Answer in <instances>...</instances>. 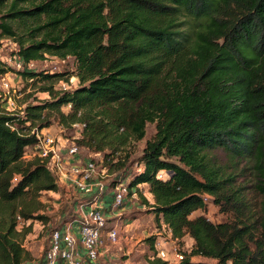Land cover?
I'll return each instance as SVG.
<instances>
[{"label":"trees","instance_id":"obj_1","mask_svg":"<svg viewBox=\"0 0 264 264\" xmlns=\"http://www.w3.org/2000/svg\"><path fill=\"white\" fill-rule=\"evenodd\" d=\"M5 1L0 37L16 42L24 66L48 55L75 66L16 71L49 98L19 112L0 107V215L29 219L28 201L59 191L46 160L24 159L37 140L31 129L77 124L73 142L109 157L155 123L125 186L131 195L146 185L157 226L179 247L191 240L179 264H264V201L253 209L244 186L207 156L221 148L244 160L264 195V0ZM7 71L0 61V76ZM71 76L73 88L55 89ZM209 204L224 219L211 221ZM15 228L0 221V264L24 261ZM147 264L167 263L154 251Z\"/></svg>","mask_w":264,"mask_h":264},{"label":"rangeland","instance_id":"obj_2","mask_svg":"<svg viewBox=\"0 0 264 264\" xmlns=\"http://www.w3.org/2000/svg\"><path fill=\"white\" fill-rule=\"evenodd\" d=\"M11 0H6L4 5H9ZM4 8V7H3ZM1 8L2 12L4 9ZM17 44L13 39L0 37V61L8 71L0 76V107L10 112H19L26 104H34L44 99H48L47 92L40 91V85H32L25 80L17 70H45L49 73L61 71H73L74 58L68 56L60 59L56 56H46L44 60L33 61L27 65L15 55ZM20 64V68L18 67ZM4 78V79H2ZM7 83L5 86L3 83ZM77 84V79L71 76L68 81L60 80L55 84L56 90L71 89ZM65 111L69 106L63 108ZM47 133L54 137L55 143L62 146L61 155L66 157L64 145L73 143V139L79 137L81 127L71 125L63 127L57 121L46 128ZM155 133V123H147L145 126V136L139 141L131 140L119 151L105 156L108 151L94 152L80 147L78 157L71 160V163L81 166L92 161L94 171L91 173L89 183L93 184V192L80 190L72 180V174L68 173L69 179H57L59 185L58 192H42L33 201H28V210H31L29 219H23L20 213L16 212L12 218V211L6 210L0 215V221L5 224L16 222V238L20 241L25 252L22 264H43V256L48 245L51 231L61 227L65 223L73 222L77 224L82 221V210L90 207L92 201L97 200V205L102 207V212L106 219L103 228L104 254L99 258L98 264H147L156 248L154 242L163 240V245L172 244L170 235L163 225H158L155 221L151 203L152 195L146 185H139L138 191L128 195L121 205L113 207L111 205V182L118 181L126 184L139 171L136 163L141 156L145 143ZM35 149L30 146L26 149L24 159H30ZM210 163L222 170L226 175H230L238 185H243L242 191L248 198L249 205L258 211L264 201V195L257 192L252 187V175L248 164L234 157L227 151L216 148L207 152ZM120 165L117 167L115 164ZM70 164L67 166L70 169ZM21 208V203H18ZM27 210V209H26ZM197 210L196 213H200ZM206 215L211 221L218 222L224 219L225 215L219 211L214 204L207 206ZM114 230L117 235L115 242L107 238V232ZM151 240H148L149 238ZM191 240L186 237L180 248L188 252ZM192 260L203 261L205 264H217L214 260L201 257H193ZM230 264V263H227Z\"/></svg>","mask_w":264,"mask_h":264},{"label":"built area","instance_id":"obj_3","mask_svg":"<svg viewBox=\"0 0 264 264\" xmlns=\"http://www.w3.org/2000/svg\"><path fill=\"white\" fill-rule=\"evenodd\" d=\"M18 67L20 68V64ZM3 84L7 86V83ZM30 133L37 139L32 146L35 149L33 156L46 160L47 168L56 178L66 180L69 179L68 173H71L72 180L80 190L93 192V184L89 183V178L94 171V163L90 161L84 166L71 163V160L78 157L80 152V147L77 144L73 142L70 145H64L66 157H62V146L55 143L54 137L47 133L46 128L40 130L33 128ZM29 156V158L33 157ZM69 164L71 165L70 169L67 168ZM136 166L140 170L141 165L138 162ZM167 176L168 173L165 171H159L157 174V177L162 179ZM126 192V186L122 183L112 188L111 205L113 207L121 205ZM101 209L102 207L97 205V200H94L90 207L82 210L81 222L75 225L73 222H68L53 229L43 256V264H96L101 255V248L104 247L102 232L106 225V219ZM107 238L115 242L117 240L116 232L112 229L109 230ZM170 239L172 244L168 246L163 245L165 243L163 240L154 242L156 256L167 264H179L184 259V252L171 237Z\"/></svg>","mask_w":264,"mask_h":264},{"label":"crops","instance_id":"obj_4","mask_svg":"<svg viewBox=\"0 0 264 264\" xmlns=\"http://www.w3.org/2000/svg\"><path fill=\"white\" fill-rule=\"evenodd\" d=\"M104 248H101V252H100V256H99V258L104 254V250H103ZM99 258H98V260H99ZM98 260H97V262H96V264H98Z\"/></svg>","mask_w":264,"mask_h":264}]
</instances>
